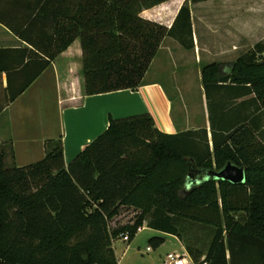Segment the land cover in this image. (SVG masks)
<instances>
[{
  "label": "trees",
  "instance_id": "trees-1",
  "mask_svg": "<svg viewBox=\"0 0 264 264\" xmlns=\"http://www.w3.org/2000/svg\"><path fill=\"white\" fill-rule=\"evenodd\" d=\"M165 1L78 0L73 12H61L63 22L53 24L51 51L32 72L25 49H0V71L9 83L12 71L25 77L8 100L76 38L85 95L136 90L164 37L181 44L191 37L187 4L170 28L140 16ZM41 8L54 22L56 7ZM224 66L203 67L207 98L210 89H221L217 105L230 110L235 99L252 95L239 104L253 102L256 113L227 129L219 142L213 137L212 153L183 149L182 136L190 132L162 133L149 113H141L109 116L106 129L67 166L61 137L25 166L4 167L0 156V264H118L112 242L121 233L131 241L144 223L177 236L193 264H264V40ZM227 162L244 169L245 183L213 177ZM129 207L138 210L134 222L111 229L109 220ZM193 223L211 233L205 251L182 236ZM148 241L159 245L163 238Z\"/></svg>",
  "mask_w": 264,
  "mask_h": 264
},
{
  "label": "crops",
  "instance_id": "crops-1",
  "mask_svg": "<svg viewBox=\"0 0 264 264\" xmlns=\"http://www.w3.org/2000/svg\"><path fill=\"white\" fill-rule=\"evenodd\" d=\"M46 1L0 0V49H25L28 53L25 61L30 59L28 72L35 71L42 60H47V53L51 51L48 38L53 35V24L64 21L61 12H73L78 4V0ZM234 1L191 3L189 0H167L142 10V18L170 28L180 7L187 4L191 37L185 35L184 44L171 36L164 37L136 90L85 95L79 38L51 60L12 101L8 100L9 92L16 90L25 77L12 71L9 83L6 72L0 71V156L3 166H25L42 159L47 143L59 137L67 166L106 129L109 116L121 118L141 113H149L155 127L162 133L180 136L190 132L182 136L183 149L193 147L200 153L207 150L212 153L213 137L216 143L219 142L227 129L248 121L256 113L253 102L239 104L252 95L235 99L230 110H224L221 104L217 105L223 99L221 89H210L207 98L202 81L204 66L221 63L225 65L224 69H228L240 53L264 40V0H251L246 25H240L234 14L226 16L225 20L220 19L217 10L222 7L234 10ZM47 4L56 7L54 22L48 18L46 9L41 8ZM210 6H214L216 12L211 19L205 14ZM20 32L24 38L19 36ZM246 44L250 47L243 50ZM52 115L57 119L51 122L47 119ZM20 116L40 118L42 127L37 131V124L28 121L19 128L16 117ZM185 138L189 142L187 146ZM146 228L159 233L155 236L162 237L163 241L166 237L178 240L180 253H184V246L177 236L149 228L145 223L134 238ZM112 246L118 264H125L130 248L117 249L113 242ZM147 247L146 250H151ZM164 257L160 264H163Z\"/></svg>",
  "mask_w": 264,
  "mask_h": 264
},
{
  "label": "rangeland",
  "instance_id": "rangeland-1",
  "mask_svg": "<svg viewBox=\"0 0 264 264\" xmlns=\"http://www.w3.org/2000/svg\"><path fill=\"white\" fill-rule=\"evenodd\" d=\"M233 3H234V10H232V8L230 7L228 9L222 7L221 9L217 10V13L220 14V19L225 20L226 16L234 14L236 18L239 20L240 25H246L249 18L248 8H249V4H251V0H235ZM205 14L209 18L215 16L216 12L214 6H210L209 11L208 10L205 11ZM248 46L249 44H246V46L242 47V49L245 50L248 48ZM241 54L244 53H240V55ZM56 119L57 118L54 115H52V117L51 118L49 117V119L47 120L52 122L53 120ZM28 121H33V123L37 124L36 125L37 131L40 130V128L42 127L40 123L41 121L40 118H36V117L26 118L24 116L16 117V126L19 128L23 127L28 123ZM137 213L138 212H135L130 208H122L117 216L109 220L108 222L109 227L112 229L114 228V226L117 225L131 224L136 219ZM188 226H192V227H188ZM184 229H185L184 231L183 230L181 231L183 238L186 240L188 239L191 242L194 241L195 242L194 245L198 247L200 251H205L211 238V233L209 229L204 228L195 223H193L192 225L187 224ZM155 235H159V233L151 232L149 231L148 228H146L140 231L131 242H126L119 238L114 240L113 243L115 244L117 249L123 250L126 246L130 248V250L125 256V262H124L125 264H160L167 252L176 251L180 253L181 245L178 240L172 237H166V240L160 243L159 245H153L152 243H150L148 239L151 236H155ZM146 246H149L151 250H146ZM184 253H186L185 249H184ZM203 257H204V253L201 255L200 259H203Z\"/></svg>",
  "mask_w": 264,
  "mask_h": 264
},
{
  "label": "water",
  "instance_id": "water-1",
  "mask_svg": "<svg viewBox=\"0 0 264 264\" xmlns=\"http://www.w3.org/2000/svg\"><path fill=\"white\" fill-rule=\"evenodd\" d=\"M216 180H222L231 184L245 183V171L242 167L227 162L222 169L212 173Z\"/></svg>",
  "mask_w": 264,
  "mask_h": 264
},
{
  "label": "built area",
  "instance_id": "built-area-1",
  "mask_svg": "<svg viewBox=\"0 0 264 264\" xmlns=\"http://www.w3.org/2000/svg\"><path fill=\"white\" fill-rule=\"evenodd\" d=\"M119 238L122 239L123 241L128 242L127 233L119 234L117 239ZM147 249H149V247H147ZM163 264H193V262L191 261V259L187 257L185 253H179L176 251H172V252L166 253L165 258L163 260Z\"/></svg>",
  "mask_w": 264,
  "mask_h": 264
}]
</instances>
